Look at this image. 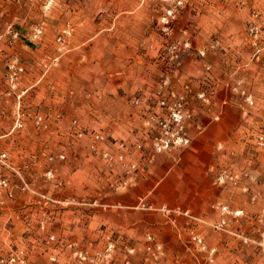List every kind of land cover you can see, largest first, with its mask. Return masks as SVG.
<instances>
[{
  "label": "rangeland",
  "instance_id": "1",
  "mask_svg": "<svg viewBox=\"0 0 264 264\" xmlns=\"http://www.w3.org/2000/svg\"><path fill=\"white\" fill-rule=\"evenodd\" d=\"M67 1L0 0L8 91L27 71L20 42L60 48L73 34L50 21ZM105 1L92 13L119 31L104 38L116 53L91 71L68 144L25 151L17 169L0 149L14 175L0 188L23 205L0 219V264H264V0ZM24 92L11 134L50 131ZM119 111L139 126L120 129ZM216 137L213 174L173 161Z\"/></svg>",
  "mask_w": 264,
  "mask_h": 264
},
{
  "label": "crops",
  "instance_id": "2",
  "mask_svg": "<svg viewBox=\"0 0 264 264\" xmlns=\"http://www.w3.org/2000/svg\"><path fill=\"white\" fill-rule=\"evenodd\" d=\"M76 1H67L66 14L62 12L51 16V24L55 25L56 28L63 27L69 31L71 28L74 30L73 34L61 44L63 47L58 48L53 44V40L48 38L40 48H35L30 43H19L18 50L23 55L27 71L15 87L16 89L8 91L3 83V77L8 72L11 63L0 66V149L12 154L13 161L11 164L16 169L29 161L22 156L25 151L52 147L65 148V145L68 144L66 135L72 120L75 116L85 117L90 109L89 81L92 76L91 71L104 68V65L103 67L101 65L103 61L101 55L107 52L116 53V46L113 50L108 49L111 45L104 38H116L119 31L116 29L112 33H108L103 29L106 23L105 17L100 13H92L95 7L101 6V4L105 5L106 1ZM70 7L73 9L72 11H70ZM9 15L12 20H15L18 13L13 14L11 12ZM27 16L21 17L22 24L30 19V16ZM25 29H27L26 26ZM55 36L56 34L53 33L52 38ZM59 50L62 51V54L59 53ZM13 52L12 50L14 55L18 54L17 51ZM53 58H58V60L52 62ZM24 91L29 93L23 98L25 107L30 108L31 111L43 112L50 116L52 123L50 131L38 132L29 125L26 130L11 134L12 111L17 96ZM96 100L98 99L96 98ZM118 117L120 121L117 124L120 129L127 127L128 124L131 128L139 126L138 121L131 120L128 122L126 113L123 111H119ZM135 117L138 115L135 114ZM194 146L190 151L184 152L173 160L182 161L187 166L186 172L207 177L224 163V161H220V144L217 137L205 144L201 143ZM184 172L185 169H179V171H172V175L179 176ZM4 176L14 175L11 170L0 168V179ZM9 192L0 188V219L2 220H5V215H10L12 211L23 207V205L16 203L19 200L18 195L15 196V201H12ZM2 242L4 241L2 240Z\"/></svg>",
  "mask_w": 264,
  "mask_h": 264
},
{
  "label": "built area",
  "instance_id": "3",
  "mask_svg": "<svg viewBox=\"0 0 264 264\" xmlns=\"http://www.w3.org/2000/svg\"><path fill=\"white\" fill-rule=\"evenodd\" d=\"M41 121H42V118L41 117H39V121H38V123H41ZM5 157V156H4Z\"/></svg>",
  "mask_w": 264,
  "mask_h": 264
}]
</instances>
